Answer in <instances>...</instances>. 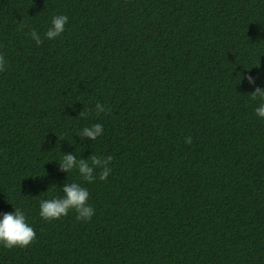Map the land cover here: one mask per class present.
<instances>
[{"label": "trees", "instance_id": "trees-1", "mask_svg": "<svg viewBox=\"0 0 264 264\" xmlns=\"http://www.w3.org/2000/svg\"><path fill=\"white\" fill-rule=\"evenodd\" d=\"M58 14L66 31L37 46L30 31ZM0 52V213L22 209L37 234L0 264H264V120L246 79L264 87V0H0ZM97 102L110 111L79 116ZM94 123L102 137L76 136ZM75 150L113 157L85 185L95 215L45 222Z\"/></svg>", "mask_w": 264, "mask_h": 264}, {"label": "clouds", "instance_id": "clouds-1", "mask_svg": "<svg viewBox=\"0 0 264 264\" xmlns=\"http://www.w3.org/2000/svg\"><path fill=\"white\" fill-rule=\"evenodd\" d=\"M69 23L67 15H53L47 27L43 38L36 30H31L29 35L40 46L44 40L54 41L61 37L66 31ZM8 67L6 56L0 52V73L5 72ZM249 85L254 89L250 94V99L256 101L255 115L257 119L264 120V87L257 85V77L248 75L246 77ZM110 109L105 104L97 102L94 109L85 110L80 113V117L87 118L90 112H94L97 117ZM104 134L102 123H94L77 130L76 136L81 140L96 141ZM185 143L191 144L192 137H185ZM62 156L57 162L59 170L67 173H75L77 179L64 183L60 192L62 195L53 196L50 199H42L39 202V216L45 222H52L68 216L70 212L76 213L79 221H90L95 215V208L89 203L90 192L85 186L96 181H108V177L112 174V156H101L92 154L87 159L81 158L75 152H62ZM48 192V191H47ZM13 205V204H12ZM14 207V212L0 213V247L5 249L27 248L36 239L37 234L34 227L29 223L26 213Z\"/></svg>", "mask_w": 264, "mask_h": 264}]
</instances>
